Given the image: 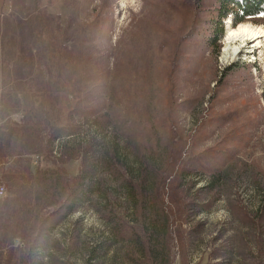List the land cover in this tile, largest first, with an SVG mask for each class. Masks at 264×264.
Returning <instances> with one entry per match:
<instances>
[{"label":"rangeland","instance_id":"374dc122","mask_svg":"<svg viewBox=\"0 0 264 264\" xmlns=\"http://www.w3.org/2000/svg\"><path fill=\"white\" fill-rule=\"evenodd\" d=\"M219 6L0 0V264H264V38L225 60Z\"/></svg>","mask_w":264,"mask_h":264},{"label":"trees","instance_id":"16d2710c","mask_svg":"<svg viewBox=\"0 0 264 264\" xmlns=\"http://www.w3.org/2000/svg\"><path fill=\"white\" fill-rule=\"evenodd\" d=\"M218 2L220 4L218 8L220 20L219 25L214 27L216 35L215 40L223 36L225 20L228 18H232L234 24L239 25L245 21L260 23L264 17L260 15L261 13H264V0H218ZM19 67L21 70L22 66L19 65ZM168 211V220L171 222V225L174 226L175 214H173V210L171 208H169ZM170 239L173 240L172 230L170 232Z\"/></svg>","mask_w":264,"mask_h":264},{"label":"bare ground","instance_id":"6f19581e","mask_svg":"<svg viewBox=\"0 0 264 264\" xmlns=\"http://www.w3.org/2000/svg\"><path fill=\"white\" fill-rule=\"evenodd\" d=\"M262 38H264L263 27L251 23H242L237 27L229 26L225 35L224 59L232 61L244 45L252 43L254 45L250 48L260 47Z\"/></svg>","mask_w":264,"mask_h":264},{"label":"built area","instance_id":"2783aa9c","mask_svg":"<svg viewBox=\"0 0 264 264\" xmlns=\"http://www.w3.org/2000/svg\"><path fill=\"white\" fill-rule=\"evenodd\" d=\"M5 194V188L3 186L0 187V196Z\"/></svg>","mask_w":264,"mask_h":264},{"label":"snow or ice","instance_id":"6c2138e0","mask_svg":"<svg viewBox=\"0 0 264 264\" xmlns=\"http://www.w3.org/2000/svg\"><path fill=\"white\" fill-rule=\"evenodd\" d=\"M260 15H261V16H264V13H261Z\"/></svg>","mask_w":264,"mask_h":264}]
</instances>
